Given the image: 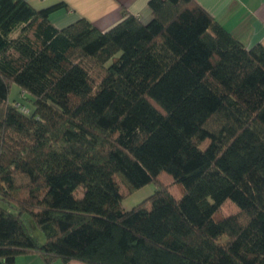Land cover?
I'll return each instance as SVG.
<instances>
[{
    "label": "trees",
    "instance_id": "16d2710c",
    "mask_svg": "<svg viewBox=\"0 0 264 264\" xmlns=\"http://www.w3.org/2000/svg\"><path fill=\"white\" fill-rule=\"evenodd\" d=\"M61 6L0 0V261L264 264V41L197 0L107 30Z\"/></svg>",
    "mask_w": 264,
    "mask_h": 264
},
{
    "label": "crops",
    "instance_id": "0c3cea01",
    "mask_svg": "<svg viewBox=\"0 0 264 264\" xmlns=\"http://www.w3.org/2000/svg\"><path fill=\"white\" fill-rule=\"evenodd\" d=\"M35 9L41 10L61 4L51 15L53 23L63 28L80 17L90 20L101 30L118 23L126 11L147 23L152 18L149 0H27ZM227 30L251 47L264 41V0H197ZM0 264H46L34 253L18 256L13 263ZM59 264V263H56ZM69 264H87L74 260Z\"/></svg>",
    "mask_w": 264,
    "mask_h": 264
},
{
    "label": "rangeland",
    "instance_id": "374dc122",
    "mask_svg": "<svg viewBox=\"0 0 264 264\" xmlns=\"http://www.w3.org/2000/svg\"><path fill=\"white\" fill-rule=\"evenodd\" d=\"M9 100L11 102L18 100V101H24L22 94H21V89L19 88V86L15 83L12 85L11 87V91H10V95H9ZM27 107L29 109H33V104L28 102L26 103ZM157 184H155L154 182L151 184H148L136 191H134L132 194H130L129 196L125 197L122 201V205L126 210H131L132 208H134L135 206H137L138 204H140L141 202H143L146 198H148L149 196H151L152 194L155 193L156 191V186ZM12 212H16L14 209H11ZM24 219L26 224L28 225L31 233L38 239V241L40 243H44L46 240L45 234L44 232H42V230L36 225V223L34 222V220L31 218V216L29 214H25L24 215ZM61 264V263H59Z\"/></svg>",
    "mask_w": 264,
    "mask_h": 264
}]
</instances>
